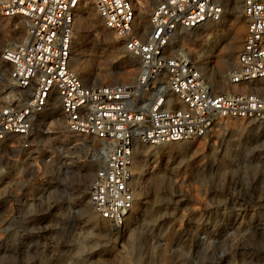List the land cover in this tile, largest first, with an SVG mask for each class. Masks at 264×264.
<instances>
[{"label":"rangeland","instance_id":"rangeland-1","mask_svg":"<svg viewBox=\"0 0 264 264\" xmlns=\"http://www.w3.org/2000/svg\"><path fill=\"white\" fill-rule=\"evenodd\" d=\"M132 1L144 36L157 0ZM223 2L221 22L182 30L166 49L219 91L245 34L241 0ZM24 31L23 18L0 14V104L11 87L1 51ZM71 67L88 86L134 83L142 68L89 1L75 19ZM28 142L0 144V264H264V125L228 120L202 138L138 146L136 202L119 227L88 198L102 143L70 132L56 98Z\"/></svg>","mask_w":264,"mask_h":264},{"label":"built area","instance_id":"built-area-1","mask_svg":"<svg viewBox=\"0 0 264 264\" xmlns=\"http://www.w3.org/2000/svg\"><path fill=\"white\" fill-rule=\"evenodd\" d=\"M86 1L139 58L134 83L88 86L72 69L74 23ZM225 12L223 0H157L143 36L132 0H0L1 15L25 20L23 40L1 51L11 87L0 104V144L16 137L28 147L36 115L56 98L70 132L102 143L88 190L93 211L123 225L136 202L138 146L202 138L228 120L264 125V0H241L245 34L225 89L216 90L186 54H166L178 32L221 22Z\"/></svg>","mask_w":264,"mask_h":264},{"label":"bare ground","instance_id":"bare-ground-1","mask_svg":"<svg viewBox=\"0 0 264 264\" xmlns=\"http://www.w3.org/2000/svg\"><path fill=\"white\" fill-rule=\"evenodd\" d=\"M216 81V80H215ZM134 164H135V159H134ZM129 217V216H128ZM125 223V222H124Z\"/></svg>","mask_w":264,"mask_h":264}]
</instances>
